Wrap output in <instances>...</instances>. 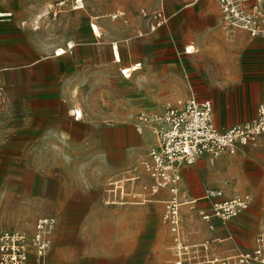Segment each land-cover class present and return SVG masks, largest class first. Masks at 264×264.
I'll return each mask as SVG.
<instances>
[{"label":"rangeland","instance_id":"1","mask_svg":"<svg viewBox=\"0 0 264 264\" xmlns=\"http://www.w3.org/2000/svg\"><path fill=\"white\" fill-rule=\"evenodd\" d=\"M60 1L0 0V13H11L0 17V231L32 233L39 217L52 215L48 264H175L163 221L162 200L170 197L121 205L108 182L127 171L145 176L142 161L155 143L144 139L150 132L156 140L157 124L142 118L161 117L177 99L211 97L220 128L254 121L264 104V39L251 41L219 13L213 21L201 18L205 0L187 8L181 0H83L77 10L72 0ZM118 6L130 13L127 26L111 19ZM162 7L168 20L149 33L141 9ZM95 16L101 37L90 26ZM113 41L121 45V64L112 61ZM68 44L73 48L56 57ZM186 45L195 52L184 55ZM137 61L141 67L125 78L120 67ZM74 108L83 111L80 120ZM187 169L191 182L182 175L183 189L202 176L209 188L251 194L250 209L260 216L264 133L234 154L202 156ZM201 202L181 206L183 228L191 243L209 240L214 258L233 240L219 241L221 233L208 230Z\"/></svg>","mask_w":264,"mask_h":264},{"label":"built area","instance_id":"2","mask_svg":"<svg viewBox=\"0 0 264 264\" xmlns=\"http://www.w3.org/2000/svg\"><path fill=\"white\" fill-rule=\"evenodd\" d=\"M66 0H61L65 2ZM199 0H191V3ZM220 9L222 22L231 29L246 31L251 37L264 38V0H216ZM73 9L84 7L83 0H72ZM59 3V4H60ZM122 10L114 18L123 17ZM8 16H11L9 13ZM149 30L155 31L164 25L168 16L163 8L147 13L143 12ZM95 33L99 25L90 23ZM68 44L66 50L72 49ZM116 63H121L119 43L111 44ZM186 54L194 49L186 47ZM55 56L62 52L55 51ZM141 67V62L131 66H122L121 74L125 78ZM75 119L78 114L73 113ZM144 121L156 122L157 144L152 147L142 161L148 183H140L142 176L127 171L108 182L107 191L113 202L124 204H144L161 191H167L170 198L165 201L163 221L168 226L175 247V264H197L205 259L206 245L190 244L183 233L180 214L181 206L192 204L183 200L181 186L182 169L193 164L198 158L208 156L218 158L224 153L234 154L239 144L255 141L264 133V104L258 108V117L252 122L237 123L226 130L217 127L214 118L213 103L210 99L195 95L179 99L169 104L161 117ZM204 199L209 202L210 212L200 211L203 220L210 222L217 218L223 225L248 211L253 198L250 194H238L226 197L222 189L207 188ZM57 225V218L52 215L39 217L33 232L23 230L0 231V264H48V254L52 244V234ZM211 227H213L211 225ZM33 259V261H32ZM218 264H264V214L260 230L255 236L253 247L216 259Z\"/></svg>","mask_w":264,"mask_h":264},{"label":"crops","instance_id":"3","mask_svg":"<svg viewBox=\"0 0 264 264\" xmlns=\"http://www.w3.org/2000/svg\"><path fill=\"white\" fill-rule=\"evenodd\" d=\"M183 3H184V7H192V6H194L197 2H199V1H201V0H199V1H197V2H192L191 3V0H181ZM212 0H205V3H204V8H201L200 9V16H201V18H204L205 20H208V21H213V19H212V16H213V14L215 15V16H217L218 15V13H219V15H220V9H219V6H218V4H217V1L215 0L214 2L212 1ZM72 2V1H71ZM137 2H138V0H137ZM71 4H73V2L71 3ZM163 9H164V11L166 12V14H167V16H168V13H169V10H168V8L166 7V8H164V7H162ZM73 9V8H72ZM158 9H161V8H158ZM158 9H155L154 11H156V10H158ZM74 10H77V9H74ZM119 10H122L124 13H125V15L123 16V17H118L117 19H115L113 16H114V14L117 12V11H119ZM214 10V11H213ZM147 12L144 8L143 9H141V13H142V19L144 20V23H145V25H146V27H147V29H148V32L150 33V32H154V31H150L149 30V27H148V24H147V21H146V19H145V17L143 16V12ZM151 12H153V11H151ZM174 12H176V11H174ZM147 13H150V12H147ZM221 16V15H220ZM111 19L113 20V21H118V22H120V23H122V25H125V26H127L128 24H129V22H130V13H129V11H128V9L127 8H125V7H123V6H118L114 11H113V13L111 14ZM93 20L94 21H91L90 23H92V22H96V23H98V25H99V29H98V32H97V34H101V32H100V30H101V28H102V26H101V24H100V22L98 21V17L97 16H95V17H93ZM157 30V29H156ZM155 30V31H156ZM242 33H245L246 34V36L251 40V41H254L255 39H264V38H262V37H251L246 31H241ZM94 33V32H93ZM95 34V33H94ZM142 34V33H141ZM96 36V35H95ZM97 37H101L100 35L99 36H97ZM115 42H117V43H119L118 41H113L112 43H115ZM111 43V44H112ZM74 46V45H73ZM119 46H120V51H121V63H123V54H122V49H121V45H120V43H119ZM191 45H186V46H184V49L186 48V47H190ZM191 47H193V49H194V51L192 52V53H190V54H193L194 52H195V46L194 45H192ZM73 48V47H72ZM0 49H1V51H3V52H5V50H4V47H3V44H2V42L0 41ZM184 49H183V54L184 55H190V54H186L185 53V51H184ZM110 52H111V55H112V61H113V63H116L115 61H114V57H113V54H112V49H111V46H110ZM260 52H262V53H264V50H262V51H260ZM64 55V54H63ZM62 55V56H63ZM56 57H60V56H56ZM64 57H67V56H64ZM39 59H45V57L44 56H40L39 57ZM137 62H140V61H137ZM121 63H116V64H121ZM136 63V62H135ZM134 63V64H135ZM134 64H130V65H123V66H131V65H134ZM43 65V64H42ZM40 66V67H42L43 68V66ZM45 65V64H44ZM61 69H65L66 67H68V65H67V63L65 62V61H63L62 63H61ZM48 67L50 68V69H53V66L51 65V64H48ZM122 67V66H121ZM120 67V68H121ZM2 75H3V73H2ZM1 76V75H0ZM197 97H199V98H207V99H210L211 101H212V103H213V100H212V98L211 97H209V96H197ZM189 98V97H188ZM180 99H182V98H180ZM184 99H187V98H184ZM177 100H179V99H177ZM176 100V101H177ZM175 101V102H176ZM173 104V103H172ZM214 106V105H213ZM214 108V107H213ZM74 110H78L77 108H74L73 110H71L72 112L74 111ZM83 115V114H82ZM83 117V116H82ZM214 118H215V113H214ZM76 120H80V119H76ZM215 123H216V119H215ZM236 124V123H235ZM216 125H217V123H216ZM217 127L219 128V129H221V130H226V129H224L223 127L222 128H220L218 125H217ZM232 127V126H231ZM230 128V127H229ZM229 128H227V129H229ZM145 142L147 143V144H154V146L157 144V140H154V137H153V135L150 133V132H148L147 134H146V136H145ZM10 146L11 145V143H7L6 144V146ZM153 146V147H154ZM190 170H188L187 169V166H184L183 167V169H182V175H184V177H186V179L189 181V182H191V177H190ZM39 178L37 179L38 180V191L39 192H41V190H42V176H38ZM193 185H189V183H188V181H187V185L185 186L184 185V189L189 193V195L190 196H192V197H196L195 199H192L193 201V203L192 204H195V203H197V201L199 200V201H202L201 203H200V205H199V207H198V209H199V212L201 211V210H204L205 212H210V205H209V202L207 201V200H205L204 199V194L202 195V193L203 192H205V190L207 189V188H209L208 187V185H207V182H205V179L202 177V176H200V177H198L197 175H194V178H193ZM149 182V179L146 177V176H143L142 177V179H141V181H140V183H148ZM216 188H218V189H222L223 190V192H224V195L226 196V197H233V196H235V195H238V194H249V193H237V194H234V195H230L229 193H228V191H227V187L226 186H224V185H220L219 187H216ZM183 189V188H182ZM184 189H183V191H184ZM185 195V194H184ZM251 195V194H250ZM159 196H162V197H166V196H169L170 197V195H169V193L167 192V191H161L160 193H158L156 196H154V197H159ZM154 197H152L149 201H153L155 198ZM154 198V199H153ZM167 200V199H166ZM165 199L164 200H162L163 202L164 201H166ZM148 201V202H149ZM146 203V202H145ZM144 203V204H145ZM125 205V204H124ZM259 207L261 208V205H259ZM156 209L158 210V211H161L162 209H164V206H162L161 204L160 205H157L156 206ZM251 216H242V217H240L239 218V216H237L236 218H234V219H232V220H230L228 223H227V225H223L221 222H219L218 224H216V222H215V219L213 218L210 222H207V221H205V220H203L202 219V221H203V223H204V225L206 226V227H208V230H213V231H219L220 233H221V238H219L218 240L219 241H222V240H233L232 241V243H230V247H227L223 252H221L220 251V253L219 254H217L216 253V257H214V258H210L212 255H213V251H212V247L210 248V246L208 245V243H209V240H206V241H203V242H199V243H196V242H194V243H191V241H190V239L186 236V234H185V231H184V228H183V233H184V236H185V239H186V241L188 242V243H190V244H199V245H206V247H207V250H206V252H205V259H203L202 261H200V262H198L197 264H207V263H213V262H216V259H218V258H220V257H224V256H226V255H230V254H233V253H235V252H237L238 250H240V249H247V248H251V247H253V244H254V239H255V236L257 235V233L259 232V230H260V226H261V219H262V216H263V214H264V205L262 206V212H261V214H260V216H259V212L257 211V209H250L249 210V212H248ZM180 214H181V209H180ZM202 218V217H201ZM181 219H182V217H181ZM219 220V219H218ZM182 225H183V223H182ZM211 225L213 226V227H211ZM170 232V231H169ZM171 234V233H170ZM234 236L235 237H237L236 239H234Z\"/></svg>","mask_w":264,"mask_h":264},{"label":"bare ground","instance_id":"4","mask_svg":"<svg viewBox=\"0 0 264 264\" xmlns=\"http://www.w3.org/2000/svg\"><path fill=\"white\" fill-rule=\"evenodd\" d=\"M65 3H66V1H65V2H61L60 5H64ZM8 15H9V14H6V15H5V14L0 13V17H6V16H8ZM97 32H98V28H96V31H95V35H96V37L99 36V35L101 36V34H97ZM70 45H71V44H70ZM191 46H192V45H191ZM191 46H190L189 48H190V49H193V47H191ZM58 50H59L60 52H62V55L65 54V53L68 51V50L63 49V48H60V49H58ZM80 109H81V108H80ZM80 109H78V110H74V111H73V113H75V114L77 113V114H78L79 119H81L82 116H83V115H82V114H83V113H82L83 111L80 110Z\"/></svg>","mask_w":264,"mask_h":264}]
</instances>
